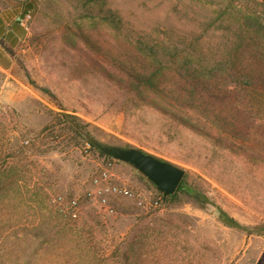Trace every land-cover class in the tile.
Returning <instances> with one entry per match:
<instances>
[{
    "label": "rangeland",
    "instance_id": "obj_1",
    "mask_svg": "<svg viewBox=\"0 0 264 264\" xmlns=\"http://www.w3.org/2000/svg\"><path fill=\"white\" fill-rule=\"evenodd\" d=\"M0 14L18 37L0 66V264H264V0H0ZM62 113L183 168L185 191L99 212L85 191L105 167L159 194Z\"/></svg>",
    "mask_w": 264,
    "mask_h": 264
},
{
    "label": "built area",
    "instance_id": "obj_2",
    "mask_svg": "<svg viewBox=\"0 0 264 264\" xmlns=\"http://www.w3.org/2000/svg\"><path fill=\"white\" fill-rule=\"evenodd\" d=\"M29 12L18 17V24L24 26L30 19ZM115 174L108 168H103L100 172L91 177L89 187L85 191V196L94 202L98 211L104 214H114L115 206L110 202V196L123 197L134 202L135 206L142 212H151L158 207L161 201V195L155 198L146 197L140 193L134 192L125 185L118 184ZM55 202L65 214L76 217L78 213L77 198L71 197L65 199L63 196H56Z\"/></svg>",
    "mask_w": 264,
    "mask_h": 264
},
{
    "label": "water",
    "instance_id": "obj_3",
    "mask_svg": "<svg viewBox=\"0 0 264 264\" xmlns=\"http://www.w3.org/2000/svg\"><path fill=\"white\" fill-rule=\"evenodd\" d=\"M99 148L110 157L127 163L142 174L163 197L172 194L184 175V169L133 146L109 144Z\"/></svg>",
    "mask_w": 264,
    "mask_h": 264
},
{
    "label": "trees",
    "instance_id": "obj_4",
    "mask_svg": "<svg viewBox=\"0 0 264 264\" xmlns=\"http://www.w3.org/2000/svg\"><path fill=\"white\" fill-rule=\"evenodd\" d=\"M28 7H30V4H28L25 7L24 12L21 14V16H23L24 13H26L28 11L27 10ZM110 18H111V21L114 22L113 16L110 15ZM16 22L18 23V20H16ZM253 27L255 28L256 31L264 33V25H262L260 23H256L253 25ZM16 43H17V38L15 36H13L12 32H10L9 30H6L4 23L2 22V19L0 18V65L2 67L8 68L10 60L7 57L13 56L12 48L14 47V45ZM144 79H145L144 80L145 82L151 83L150 78L147 77ZM61 117H62V123L64 124V128L66 130L74 132L75 136L77 137L79 142H81L83 144L87 143L90 146L94 147L98 151V153H100L101 155H104L107 158L114 159V158L110 157L109 155L105 154L99 148L100 145L105 146V145H109V144L100 143L95 137L90 135V133L85 129L84 123L76 122V117L71 115V114L62 113ZM180 191H185L183 178L181 179L177 188L175 189V191L172 194H170L166 197H163L161 195V193H159L157 190L155 192L157 194L161 195L162 200H172L173 198H175L177 196V194Z\"/></svg>",
    "mask_w": 264,
    "mask_h": 264
},
{
    "label": "crops",
    "instance_id": "obj_5",
    "mask_svg": "<svg viewBox=\"0 0 264 264\" xmlns=\"http://www.w3.org/2000/svg\"><path fill=\"white\" fill-rule=\"evenodd\" d=\"M0 18L2 19V22L4 23V26H5L6 30H9L10 32H12V33H13V36H15V37L18 39V37L16 36V32L13 30L14 28H12V27L10 26V23L7 22L6 19L3 18V17L1 16V14H0ZM0 66H1V65H0ZM1 67H2V66H1ZM3 68H4V67H3Z\"/></svg>",
    "mask_w": 264,
    "mask_h": 264
}]
</instances>
